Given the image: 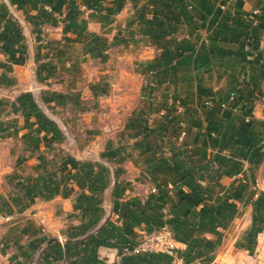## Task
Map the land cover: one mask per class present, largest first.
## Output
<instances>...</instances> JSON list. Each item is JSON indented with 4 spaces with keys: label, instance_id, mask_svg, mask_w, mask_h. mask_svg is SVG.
<instances>
[{
    "label": "crops",
    "instance_id": "crops-1",
    "mask_svg": "<svg viewBox=\"0 0 264 264\" xmlns=\"http://www.w3.org/2000/svg\"><path fill=\"white\" fill-rule=\"evenodd\" d=\"M0 211V264L53 237L38 264H179L132 252L164 226L185 264H242L235 222L264 215V0H0Z\"/></svg>",
    "mask_w": 264,
    "mask_h": 264
},
{
    "label": "rangeland",
    "instance_id": "rangeland-1",
    "mask_svg": "<svg viewBox=\"0 0 264 264\" xmlns=\"http://www.w3.org/2000/svg\"><path fill=\"white\" fill-rule=\"evenodd\" d=\"M126 36H128V34L125 35L124 37H126ZM123 42L124 43H122L121 46L124 49V51H122L121 53H127V52H129L128 50H129L131 43L129 42L128 39L123 40ZM107 46L111 47V45H107ZM116 46H118V45H114L113 46L114 49H113V51H111V54L114 56H116V54H119L117 52V50L115 49ZM80 81H81L80 79L77 80L78 83ZM112 82L114 83L115 81L112 80ZM127 83H129V80L127 81ZM109 95L110 94H108V97H109ZM97 96L100 97L101 95H97ZM96 99H101V98H96ZM57 126H58V124H57ZM65 126L66 125L63 122H61L59 124L58 128L61 130V132L64 134V136L69 139V137H68L69 133H68V130L66 129ZM66 133H68V134H66ZM76 143H77V141H76ZM76 143H74V145H76ZM235 199H237V197H235ZM27 208H30V207H27ZM244 208L245 207H241V210H239V211L241 212V211L245 210ZM234 210H237V207H235ZM26 211H28V210H25L24 212H26ZM13 213H18V212H13ZM29 214L33 215L34 213H33V211H29ZM241 217L242 218L240 220L235 222L236 227L239 229L237 230V232L234 236V239H232V241L234 242V245H237L239 247L240 252L233 253V254L234 255L237 254L236 255L237 259L240 260V262H242V264H264V215L257 222H254V220L251 221L252 213H251V215H250V213H248V215L244 213L243 216H241ZM42 223H44V221ZM6 224L7 223L1 225L0 232L3 231V228H5L4 226ZM238 232H240V234L238 236H236L238 234ZM230 243H232V242L229 241L227 244H230ZM223 254H225V253H223Z\"/></svg>",
    "mask_w": 264,
    "mask_h": 264
},
{
    "label": "built area",
    "instance_id": "built-area-1",
    "mask_svg": "<svg viewBox=\"0 0 264 264\" xmlns=\"http://www.w3.org/2000/svg\"><path fill=\"white\" fill-rule=\"evenodd\" d=\"M233 98L235 94H232ZM173 104L172 102L170 105ZM177 112L181 114L184 112V108L177 104ZM186 126L184 121H180L177 125V132L174 136L176 145L180 146L186 136ZM165 140V138H163ZM14 214H4L0 212V227L2 224L10 223L14 220ZM177 240L175 232L170 226H164L162 229L152 232L145 233L141 239L134 245L132 252L135 255H166L175 257L179 261V264H185L183 258H179L177 253Z\"/></svg>",
    "mask_w": 264,
    "mask_h": 264
},
{
    "label": "water",
    "instance_id": "water-1",
    "mask_svg": "<svg viewBox=\"0 0 264 264\" xmlns=\"http://www.w3.org/2000/svg\"><path fill=\"white\" fill-rule=\"evenodd\" d=\"M60 241V239L59 238H56V237H53V238H51L47 243H46V245H50V244H52V243H55V242H59ZM46 245H42L39 249H38V251H37V253H36V257H35V260H34V263L33 264H38V262H39V257H40V254H41V252H42V250H43V248L46 246Z\"/></svg>",
    "mask_w": 264,
    "mask_h": 264
}]
</instances>
